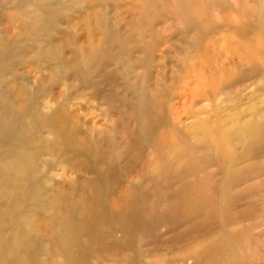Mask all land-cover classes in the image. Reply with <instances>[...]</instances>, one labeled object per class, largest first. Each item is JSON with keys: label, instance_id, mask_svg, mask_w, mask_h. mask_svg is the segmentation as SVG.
<instances>
[{"label": "rangeland", "instance_id": "1", "mask_svg": "<svg viewBox=\"0 0 264 264\" xmlns=\"http://www.w3.org/2000/svg\"><path fill=\"white\" fill-rule=\"evenodd\" d=\"M0 264H264V0H0Z\"/></svg>", "mask_w": 264, "mask_h": 264}, {"label": "bare ground", "instance_id": "2", "mask_svg": "<svg viewBox=\"0 0 264 264\" xmlns=\"http://www.w3.org/2000/svg\"><path fill=\"white\" fill-rule=\"evenodd\" d=\"M98 1H102V0H98ZM239 23V22H238ZM237 26V25H236ZM239 26V25H238ZM202 65V64H201ZM223 65V64H222ZM203 66V65H202ZM231 66V65H230ZM227 67V66H226ZM230 68V67H229ZM235 68V67H234ZM232 68V69H234ZM231 69V71H232ZM238 69V68H237ZM242 69V68H241ZM227 69H224L223 67H220L216 70H212V71H222V72H225L227 74ZM234 72V70H233ZM230 73V71H229ZM236 73V72H235ZM239 73V72H238ZM239 75V74H238ZM227 79V77L225 78ZM235 79V78H234ZM230 81V80H229ZM232 83V82H231ZM236 83V82H235ZM236 88V87H235ZM233 88V90L235 89ZM220 89V88H219ZM219 89H213L212 92L210 91V94H211V102H212V99L214 98L215 94H219L218 92L220 91ZM239 90V88H237ZM26 90V89H24ZM187 90V89H186ZM207 90L209 91V88H200L198 90V95H197V98H205L206 96V93H207ZM230 93H233L231 92L230 90ZM208 98V97H207ZM209 99V98H208ZM220 99V98H219ZM239 98H237L238 100ZM194 100V99H193ZM236 100V102H237ZM192 103V101H191ZM195 103V102H194ZM194 103H192L194 105ZM210 104V103H209ZM212 104V109L215 111V108H216V105L215 103H211ZM190 105V104H189ZM172 107V106H171ZM177 109V108H176ZM187 111V110H186ZM185 112V111H184ZM175 114L177 112H174ZM187 113V112H186ZM185 114V113H184ZM190 114V113H188ZM187 114V115H188ZM191 116V115H190ZM194 116V115H193ZM240 116V115H238ZM237 116V117H238ZM242 116V115H241ZM222 120V119H221ZM179 121V120H178ZM177 124V123H176ZM201 124V123H200ZM206 124V122H205ZM221 124V122H220ZM222 124H223V121H222ZM216 126V124H215ZM222 126V125H221ZM203 128L205 130V133L204 136H208L207 140H206V143H208L209 145L211 146H219V142H217V139L214 137L213 135V132H215L216 134H222V138H223V142H225L226 144H228V146H231L232 148H239L241 146H245L246 149V152L247 151H250V147L251 145H253V143H255L258 139V129L257 127L255 126V121L252 120V122H250L249 124L245 125V126H242V125H238L232 132H220V130H212V128H208L207 126H204L203 125ZM203 130V131H204ZM60 133H63V132H60ZM20 155V158H22L23 162H25V158L24 156H22V154H19ZM247 155V154H246ZM246 155H238V157L235 158L234 160V167L238 164L241 163V160H243V158L247 157ZM233 167V168H234ZM11 168L13 170H16V167L14 165H11ZM19 180L16 178V182H18ZM23 185V184H22Z\"/></svg>", "mask_w": 264, "mask_h": 264}]
</instances>
